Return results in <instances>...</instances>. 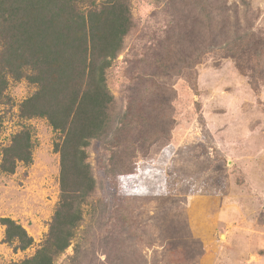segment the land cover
I'll return each instance as SVG.
<instances>
[{"label":"rangeland","instance_id":"374dc122","mask_svg":"<svg viewBox=\"0 0 264 264\" xmlns=\"http://www.w3.org/2000/svg\"><path fill=\"white\" fill-rule=\"evenodd\" d=\"M225 1L228 22L264 37V0H247V10L241 0ZM128 3L132 28L107 70L110 123L87 151L96 187L75 239L54 264H264V80L253 89L235 59L213 44L197 0ZM172 33L190 36L177 45ZM178 48L203 51L200 62L163 75L155 53ZM36 90L11 79L0 103V147L24 127L34 143L31 163L0 171V218L22 224L33 244L16 250L0 224V264L41 248L60 198L59 132L45 118L20 116ZM159 94L171 106L167 131L155 129ZM132 112L140 126L119 143Z\"/></svg>","mask_w":264,"mask_h":264},{"label":"trees","instance_id":"16d2710c","mask_svg":"<svg viewBox=\"0 0 264 264\" xmlns=\"http://www.w3.org/2000/svg\"><path fill=\"white\" fill-rule=\"evenodd\" d=\"M86 2L91 3L88 9L83 7ZM241 5L243 10L250 8L247 0H241ZM197 6L211 27L213 44L221 45L235 59L257 90L264 80V37L242 32L239 21L228 22L231 9L225 0H197ZM131 28L128 0H0V103L11 79L27 80L37 90L21 103L20 116L45 118L60 136L54 149L60 154L61 193L48 233L33 256L12 264H54L55 257L75 239L84 204L96 187L88 147L107 132L115 99L107 84V70ZM189 36L172 33L170 39L185 45ZM199 51L178 48L155 53V64L165 76L193 69L200 62L203 51ZM159 95L153 109L161 124L155 129L167 131L171 106L166 95ZM127 115L119 143L128 141L132 128L138 129L141 123L134 112ZM1 132L0 117V138ZM33 148L31 132L24 127L9 146L0 147V171L12 173L18 162L31 163ZM0 224L5 227L4 241L15 243L16 250L33 244L27 229L13 218L1 217Z\"/></svg>","mask_w":264,"mask_h":264}]
</instances>
